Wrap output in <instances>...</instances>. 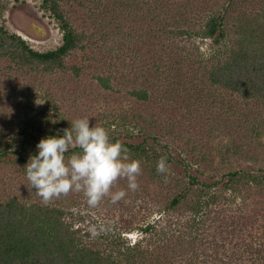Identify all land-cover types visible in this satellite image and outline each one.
<instances>
[{"label": "trees", "instance_id": "obj_1", "mask_svg": "<svg viewBox=\"0 0 264 264\" xmlns=\"http://www.w3.org/2000/svg\"><path fill=\"white\" fill-rule=\"evenodd\" d=\"M71 1L42 0L63 32L55 50L0 25V60L64 112L42 115L48 129L22 116L19 135L0 120V264H264V0ZM198 37L221 48L205 56ZM82 117L141 161L139 187L118 180L126 196L92 209L75 191L45 205L24 167L41 138ZM161 156L198 173L165 179Z\"/></svg>", "mask_w": 264, "mask_h": 264}, {"label": "clouds", "instance_id": "obj_2", "mask_svg": "<svg viewBox=\"0 0 264 264\" xmlns=\"http://www.w3.org/2000/svg\"><path fill=\"white\" fill-rule=\"evenodd\" d=\"M36 149L24 169L27 186L35 189L45 205L75 191L84 194L92 209L105 197L115 204L126 196L124 189L113 191L118 180L126 179L128 189L133 192L139 187L141 161L131 158L119 140H113L104 126L92 123L88 117L71 120L70 127L41 138ZM75 149L79 151L66 156ZM156 171L167 179V156L157 161ZM115 223V220L100 221L90 225L88 232L96 237L110 231Z\"/></svg>", "mask_w": 264, "mask_h": 264}, {"label": "rangeland", "instance_id": "obj_3", "mask_svg": "<svg viewBox=\"0 0 264 264\" xmlns=\"http://www.w3.org/2000/svg\"><path fill=\"white\" fill-rule=\"evenodd\" d=\"M63 4L69 10H73L79 5L77 2H70V0H65ZM0 25L5 26L12 33L23 36L30 46L37 51L55 50L63 42V32L59 23L50 11L43 8L42 0H0ZM194 43L205 56H209L221 48V45L214 43L211 38L198 37ZM18 69L10 67L7 61L0 60V77L4 81L0 85L1 123L5 130H12L11 134L13 135H19L20 132H23V128L26 126L23 117L26 119L36 118L38 127L48 129L50 126L49 117L43 118L42 115L45 112H51L54 118L56 115L61 116L64 113L61 104L49 101L42 92L31 89L32 82L30 80H33V76L28 73V70L24 69L26 71L24 72ZM28 131L29 134H37V131L32 128ZM141 139L136 138V141ZM150 142L153 143L151 140ZM157 148L160 151H166L161 144ZM168 150V153L177 160L184 159L190 162L187 155L174 146L172 142L169 143ZM220 158L218 157L219 160ZM237 166L247 168L251 165L238 163ZM189 171L198 173L196 166L186 170L184 165L172 162L169 164L168 175L176 177L181 182H186ZM221 190L224 189L221 188ZM227 194L229 193L227 192ZM125 235L132 242L141 237L138 231L125 233Z\"/></svg>", "mask_w": 264, "mask_h": 264}]
</instances>
